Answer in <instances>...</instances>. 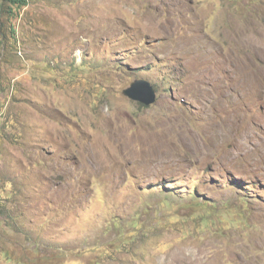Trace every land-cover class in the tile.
I'll return each instance as SVG.
<instances>
[{
	"label": "rangeland",
	"instance_id": "1",
	"mask_svg": "<svg viewBox=\"0 0 264 264\" xmlns=\"http://www.w3.org/2000/svg\"><path fill=\"white\" fill-rule=\"evenodd\" d=\"M16 24L0 264H264V0H30Z\"/></svg>",
	"mask_w": 264,
	"mask_h": 264
},
{
	"label": "trees",
	"instance_id": "2",
	"mask_svg": "<svg viewBox=\"0 0 264 264\" xmlns=\"http://www.w3.org/2000/svg\"><path fill=\"white\" fill-rule=\"evenodd\" d=\"M29 6H30V0H0V46L1 45L5 46L6 44H13L16 46L18 44L19 35H18V28L16 21L19 20L24 10ZM95 60L96 62L102 61L101 59H96V58ZM81 67L84 68L86 66L84 65V63H82ZM46 68L51 72H55V71L59 72L61 71L62 64L59 61L57 62V64H55V59H54L51 62V64L48 62ZM76 77H77L76 72L71 71L69 72V77L66 79L68 81H74ZM0 131L1 132L5 131L1 122H0ZM16 180L19 181L17 177L16 178L13 177L8 179V182L13 186V189L19 192L21 191L23 185L21 183L18 184ZM259 185H260V189H263L261 184L249 180L245 181V180L234 179L228 184V186L231 187V189L238 195L239 199L244 202H248V199L251 198L249 197L250 196L249 193H253L254 191L259 190ZM174 191H177V189ZM174 195H177L178 199L181 198L178 192L176 193L169 192L167 197L168 199H171L176 197ZM190 196L191 197L188 198L187 200L196 201L195 193H192V195ZM193 196L194 198H192ZM15 212L16 211L14 209L13 210L10 209V206L7 204V200L3 199L0 196V215L7 217L9 219H14V218L16 219L17 214ZM16 222L13 224L10 223L8 224V226L16 227L17 226ZM122 229L127 232V229L125 227ZM207 229H209V223L205 219H203L201 222V231H206Z\"/></svg>",
	"mask_w": 264,
	"mask_h": 264
},
{
	"label": "water",
	"instance_id": "3",
	"mask_svg": "<svg viewBox=\"0 0 264 264\" xmlns=\"http://www.w3.org/2000/svg\"><path fill=\"white\" fill-rule=\"evenodd\" d=\"M123 94L146 106H150L157 102V91L153 85L146 80H137L133 82L128 88L123 90Z\"/></svg>",
	"mask_w": 264,
	"mask_h": 264
}]
</instances>
